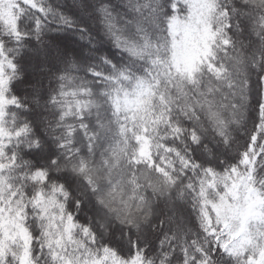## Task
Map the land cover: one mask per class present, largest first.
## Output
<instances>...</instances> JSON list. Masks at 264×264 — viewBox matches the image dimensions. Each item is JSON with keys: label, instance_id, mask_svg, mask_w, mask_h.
Wrapping results in <instances>:
<instances>
[{"label": "snow or ice", "instance_id": "1", "mask_svg": "<svg viewBox=\"0 0 264 264\" xmlns=\"http://www.w3.org/2000/svg\"><path fill=\"white\" fill-rule=\"evenodd\" d=\"M0 264H264V0H0Z\"/></svg>", "mask_w": 264, "mask_h": 264}]
</instances>
